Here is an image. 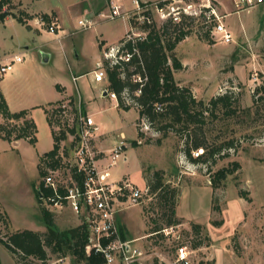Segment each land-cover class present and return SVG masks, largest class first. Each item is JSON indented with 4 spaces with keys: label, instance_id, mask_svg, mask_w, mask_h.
<instances>
[{
    "label": "rangeland",
    "instance_id": "1",
    "mask_svg": "<svg viewBox=\"0 0 264 264\" xmlns=\"http://www.w3.org/2000/svg\"><path fill=\"white\" fill-rule=\"evenodd\" d=\"M77 1L12 0L6 10L18 13L21 10L18 7L25 6V9L32 8L35 11H50L57 5L61 13L65 14L64 8ZM185 2L191 1L185 0ZM110 3L111 1L107 5L109 14ZM206 3L193 0L192 4L198 9L197 15L184 14L193 18L184 21L185 30H189L191 34L178 49L179 57L185 61L186 67L175 74V79L181 86L189 87L204 106H208L212 98L232 93L233 110L236 113L226 115L220 104L214 114H206L205 124L190 125L188 131L182 129L181 124H174L165 131H159L157 126H151L149 130L142 131L144 137L140 139V145L136 149L142 170L141 178L145 183L147 178L151 180L154 177L156 171H162L165 183L180 190L176 205L177 218H180L177 210L182 194L192 193L185 197L183 202L185 213L189 212L201 220H206L213 212L210 228L213 226L212 221H222L223 216L226 225L223 228L213 226L217 228L216 233L209 228L213 239H210L211 235L203 227L196 232L192 228L194 222L185 221L183 218H180V224L169 226L168 208H164L163 202L157 195L151 194L147 183L145 187L135 185V188L142 192L139 204L121 208L122 210L126 208L125 211L133 213L136 218H143L146 224V235H144L146 239H142V249L147 258L145 264H180L176 256V250L180 246L188 247L191 264H264V99H260L264 96V3L245 10L233 5L235 10L222 21L232 33L231 43L222 42L212 33L216 20L213 15L210 18L207 16L211 9L204 7ZM209 4L213 9L217 6L215 0H210ZM121 11L123 14L126 13L122 9ZM127 14L114 19L101 17L102 25L99 31L117 39L125 34L130 19L135 20V25L139 29L142 24L137 20L133 10L128 8ZM81 16L77 15L73 19L72 24L75 28H80L78 20ZM152 18L158 27L166 22L155 10L152 11ZM45 28L48 33V27ZM207 35H209L208 40L205 38ZM28 36H30L29 30L18 22L9 23L7 28L0 23V46L3 51L0 56L24 53L25 57H21L27 63L29 58L25 53L32 52L24 49L25 45L32 43L27 40ZM95 36L96 31L93 29L88 31L78 29V33L72 38L88 40L87 52L89 50L91 52L89 56H92L95 51L92 42ZM44 37L39 42L51 38L48 35ZM39 45L40 43L36 44ZM35 50L39 65L46 66L52 71L54 63L43 62L39 49L35 48ZM89 56L84 60L83 67L90 66L92 59ZM24 61L15 63L14 70L4 75L13 74L16 67ZM258 88H262L263 91L257 96L259 98L257 113L250 115L247 110L253 108L254 92ZM104 100L111 103V100L114 102L115 99H111L109 95ZM107 107L109 109L102 115L95 116L97 124L102 126L98 135L117 136L120 134V128H124L127 134L128 149L126 148L125 153L130 162L126 165L122 158L107 172L111 182H118L122 171L127 166L135 165V150L132 148L131 140L135 137V126L130 122L134 113L125 117V123L116 108L111 104L109 106L107 104ZM169 122L170 119H164L165 125ZM128 123L125 128L124 125ZM12 124L19 125L20 122L13 121ZM137 129H140L138 122ZM70 140L72 138L63 144H70ZM120 140L119 135L118 141ZM231 141L234 142V147L224 149L222 153L216 155L214 157L216 162L193 163L185 153L187 148H191V154L195 157L198 150L215 148ZM200 143H203V147L197 148L196 145ZM0 146L4 148L6 143L0 142ZM108 162L109 160H106L105 164ZM235 162H238L240 167L233 175L228 176L219 188L213 190L211 180L215 173L222 168H233ZM38 177L39 171L30 160L23 164L11 154L10 150L8 152L0 150V212L4 211L5 219L0 218V237L17 230L41 232L46 230L37 191L25 184L27 179L36 180ZM61 177L64 179L68 177L64 170L61 171ZM205 186L211 187L212 191ZM241 192H247L251 201L241 198ZM213 204L218 206L221 212L213 211ZM192 208L193 210L190 211ZM51 212L60 230L76 227L82 223L81 218L69 209ZM138 227L142 230L141 225L134 224V231ZM159 227L164 229L163 233L151 235L153 232L150 230ZM199 242L203 244L195 250L194 244ZM0 261L2 264H17L13 255L1 242ZM72 263L74 264L73 259Z\"/></svg>",
    "mask_w": 264,
    "mask_h": 264
},
{
    "label": "trees",
    "instance_id": "2",
    "mask_svg": "<svg viewBox=\"0 0 264 264\" xmlns=\"http://www.w3.org/2000/svg\"><path fill=\"white\" fill-rule=\"evenodd\" d=\"M12 0L0 1V22H3L9 15L18 20L19 23L26 25L22 15H15L11 12L4 11V7L8 6ZM164 2H159L163 4ZM148 18H152V12L148 11L145 14ZM47 23L50 22L48 15L42 16ZM193 19L183 15L180 23L175 24L172 20L166 21L161 27L155 23L149 24L144 22L139 29L134 19H130V26L135 31L144 35L134 40H126L123 38L119 45H122L121 50L132 54L130 61H120L117 64H112L110 60L104 59L102 62L103 68L106 71V80L108 82L107 91L111 94H116L118 108L124 111L131 109L138 110L140 125L142 120H146L149 126H157V130L165 131L172 125L181 124L182 129L189 130L190 125L205 124L207 115L214 114V111L221 104L226 115L235 114L233 110L234 96L229 93L212 98L208 106H204L202 101H198L193 95L191 89L187 86H181L175 79L174 73L184 70V65L176 55L177 46L184 41L191 32L185 30L184 21ZM131 33V32H129ZM208 36L205 38L208 40ZM134 50H137L136 52ZM134 76H139L143 82H135ZM140 90V94L136 92ZM260 91L262 88L256 89L254 92V106L247 111L250 115L257 113V105ZM264 97V96H263ZM260 99L263 100L264 98ZM60 104V103H59ZM156 104L162 105V111L156 110ZM200 108V109H199ZM50 113L49 110H47ZM0 114L3 122L0 123V138L8 143L27 139L31 145L37 143L36 134L37 126L32 119H28L29 111L23 110L13 113L10 111L7 101L0 89ZM52 116V115H51ZM49 118L52 125L53 120ZM170 119L168 124H164V119ZM13 121L20 124H12ZM74 129H61L59 132L53 131L54 148L43 154L39 160V175L40 181L38 185L37 198L43 211V221L46 226V231L33 230H18L7 234L5 237H0V242L13 255L17 264H40L47 260L50 256H71L74 264H103L104 258L100 254L92 253L87 256L85 248L89 243V228L86 223H81L77 227L60 230L54 219V215L44 206L43 196H49L52 192L44 187L43 178L47 174V169H64V158H68L73 154L75 142L70 141V144H65L63 148L64 156H60L62 142L68 141L69 135L74 133ZM139 139L144 137L141 129H138ZM133 147L139 146L138 141L132 142ZM196 147H203V143L197 144ZM234 147V142H228L224 145L215 148L207 147L203 151V156L195 158L191 154V148H187L185 153L189 161L198 162H216L214 157L224 149ZM213 159V160H212ZM240 167L238 162L233 164V168H222L218 170L211 180L213 190L220 187V184L233 175ZM72 177L81 186L83 176L76 175L75 170H72ZM147 188L153 195H157L159 200L163 202L164 208H168L169 226L178 225L181 219L176 217V205L180 195V190L170 184L165 183L164 173L156 171L154 177L146 179ZM247 192H241L240 197L251 201ZM214 199V198H213ZM213 211L221 212V209L213 204ZM4 214L0 212V218L5 220ZM6 223V222H5ZM215 226H220L221 221H212ZM7 225V223H6ZM192 228L198 232L201 226L192 224ZM155 231H161V228H155ZM202 242L194 244V248L202 246ZM0 264L1 261H0Z\"/></svg>",
    "mask_w": 264,
    "mask_h": 264
},
{
    "label": "crops",
    "instance_id": "3",
    "mask_svg": "<svg viewBox=\"0 0 264 264\" xmlns=\"http://www.w3.org/2000/svg\"><path fill=\"white\" fill-rule=\"evenodd\" d=\"M37 1V0H36ZM111 1V3H116L121 6V9L124 12L128 11V8L132 9V1L133 0H78L73 5L69 4L67 5L64 10L65 14L61 13V10L56 5L51 9L50 11H35L32 10V8L25 9V6H19L18 9H21L18 13L15 11H11L12 14H15L17 16L22 15L24 20L27 22L26 25H23L18 22L16 18L9 15L5 18L3 22H0L5 28H7V25L9 23L18 22L22 26L26 27L29 32L30 36H28L27 40L32 42L31 45H25V50H32L31 54L30 51L26 56L29 58L26 61H24L23 64L18 65L16 67L15 72L11 75H3L0 73V89L7 101V104L9 106V109L11 112L16 113L23 110L29 111L28 119H32L36 126H37V134L36 139L37 143L35 145H31L30 142L27 139H21L19 141L13 142L12 144L8 143L7 141H4L0 138V142L6 143V146L8 148H5L6 146H0V150H4L5 152H8V150L11 151V154H14L16 156V159H19L21 163H25L27 160H30L34 166L37 167L38 171V165L40 157L51 151L54 148V136L53 131H56L54 125L50 124L49 118L52 115V109L54 106H56L59 103L65 102L70 100L72 105L77 109L83 112L84 114L88 115L89 117L93 118L94 123L98 127V131L96 132L94 136V147L97 151L101 152V158L99 159L98 166L100 169H102L106 164L105 161L108 160V154L111 149H113L118 141V136L120 135L121 138H127V134L124 130V128H120V134L115 136L111 135H98V133L101 131L102 126L97 124L95 116L96 115H102L106 110L109 109L107 107V104L112 105V107L116 108L120 115L123 117L124 122L126 123L125 117L127 115H132V119L130 122L135 126V137H133L132 141H138L140 145V139L138 136V129H137V122L139 119V113L136 109H131L129 111H124L118 108V102L117 100H114V102L111 100V103L108 101H105L107 97H109L108 89V82L105 79L103 82H96L94 77V71L100 66L103 62L104 53L110 49L111 47H115L119 44V42L127 36V34L133 29L131 28L130 24L127 27L125 34L121 35L117 39L111 37L109 34L104 33L103 31H99V27H101L102 20H100L101 17L107 18L108 14V8L107 5ZM141 2H161L164 0H139ZM192 1L193 0H189ZM206 3V6H209L210 0H200ZM217 3V6L215 7L216 13L220 16L221 21H224L228 15L231 14L235 10V2L234 0H215ZM110 3V4H111ZM199 4V3H197ZM10 5V4H9ZM262 5V4H260ZM259 5V6H260ZM6 7H4V11L6 10ZM24 9V10H23ZM10 12V11H8ZM81 14V15H79ZM39 15V16H37ZM43 15H48L50 20L56 19L58 23V33L57 35H51L49 32L47 33L45 30V26L40 24V18H42ZM81 16L78 20L79 21L85 18H91L95 22V26L91 29L96 31V36L94 38L93 42V48L95 49L92 56L91 52H87L88 49V40L86 39H80L79 40L73 39L72 37L74 34L76 35L78 33V29H81L83 31H88L89 29L85 30L83 28H75L74 24H72V21L75 17ZM226 25V24H225ZM226 27H228L226 25ZM229 30V29H228ZM44 35L51 36L49 38L50 40L46 41H40V39H44ZM182 41L176 48L177 57H179L178 49L182 45ZM39 46H36V44H39ZM57 43L59 45H57ZM35 48L39 49V53L42 54L43 62H53L54 63V69L51 71L46 66L39 65V62L36 61L37 55ZM98 51V52H97ZM3 52L2 48L0 46V53ZM1 55V54H0ZM15 55L18 56H24V53L22 54H14V55H5L0 56V67L4 64H7L12 60V58L15 57ZM14 56V57H13ZM88 56L90 59H92V62L89 67H83L84 60L88 59ZM182 64L184 65V68L186 67L185 61L183 59H179ZM38 63V64H37ZM14 70V69H13ZM180 72V71H179ZM177 72L174 73V76ZM103 99V100H102ZM112 99V98H111ZM47 110L50 111V113L47 112ZM3 122V118L0 114V123ZM129 122V123H130ZM129 123L124 125H129ZM64 143V142H62ZM62 145V144H61ZM9 146L11 148H9ZM138 147V146H137ZM135 150V165L132 167H128L124 169L121 173V179H129L132 184L138 187H145L146 183L143 178H141L142 170L141 166H139L138 163V154L136 147H133ZM128 149V148H127ZM127 149L125 152H127ZM123 163L128 165L129 158L126 156V153L123 157ZM135 167V168H134ZM134 169V170H133ZM111 177V175H110ZM120 179V180H121ZM40 175L36 180L33 179H27V182L25 181L26 186L29 187L32 186L34 188V191L38 190ZM109 180V179H108ZM119 180V181H120ZM110 181V180H109ZM118 181V182H119ZM111 182V181H110ZM115 183V182H114ZM206 187V186H205ZM208 190L212 191L211 187H206ZM192 194V193H189ZM188 193H183L181 196V203L178 207V215L180 218L185 219V221H193L194 224H198L201 227H203L207 232H209L210 239L212 238L211 230L213 233H216V227L210 228V219L212 212V205H211V215L210 218L206 220H201L199 217H196L195 215H192V213H185L183 202L185 200V197L189 195ZM212 195V194H211ZM137 205V204H136ZM193 207V206H192ZM126 208L122 210L119 209L115 215V222L117 225V228L119 230V234L122 239L131 241L133 244H140L136 245L137 247L143 248V242L142 239H146L144 235L145 233V222L143 218L135 217L133 213H129L125 211ZM193 208L190 210L192 211ZM4 214V211L2 212ZM224 216L223 220L221 221L222 224L220 227H224L226 225V222H224ZM134 224L141 225V229H136L134 231ZM80 225V224H79ZM78 225V226H79ZM77 227V226H76ZM160 228V227H159ZM157 228V229H159ZM211 230H210V229ZM166 229V228H165ZM25 230V229H24ZM152 231L153 234L156 233H163L164 229L161 228V231ZM18 231V230H17ZM46 231V230H45ZM44 232V231H43ZM199 248V247H198ZM197 248H195L196 250ZM188 250V247H187ZM189 254L190 251L188 250ZM176 256L177 250H176ZM190 259V255H189ZM147 261V258L145 257L143 262ZM178 262V257H177ZM191 262V260H190Z\"/></svg>",
    "mask_w": 264,
    "mask_h": 264
},
{
    "label": "built area",
    "instance_id": "4",
    "mask_svg": "<svg viewBox=\"0 0 264 264\" xmlns=\"http://www.w3.org/2000/svg\"><path fill=\"white\" fill-rule=\"evenodd\" d=\"M163 4L159 2L154 5L148 2L133 0V12L137 20L143 24L148 22L154 23L153 18L147 17L145 12L153 10L164 21L172 20L175 24L181 22L184 14L197 15L198 9L191 2L185 0H164ZM264 0H236L235 5L242 10L255 8L263 4ZM153 7V8H152ZM211 9L207 16H214L216 25L212 33L219 37L222 42L231 43L232 33L226 25L221 21L220 16L211 6H204ZM111 12L107 18L114 19L128 15L122 13L121 6L116 3L110 4ZM201 12V11H199ZM40 24L48 27V32L57 35L58 23L55 19L47 23L40 18ZM81 28L87 30L95 26V22L91 18H85L79 21ZM144 34L139 31H131L126 36V40H134L142 37ZM122 45L111 47L104 53V58L110 60L112 64L120 61H130L132 54L121 50ZM135 52L137 50H134ZM23 57L15 56L10 62L0 67L1 74H6L13 70L15 63L23 62ZM96 82H103L106 79V71L101 64L94 71ZM135 82H143L139 76H134ZM140 94V90L136 95ZM112 99L117 100L116 94H109ZM156 110L162 111V105L156 104ZM53 125L57 132L61 129H74L75 132L69 135V138L75 142L73 154L64 158V169H47V174L43 178L44 187L52 192L49 196H43L46 209L51 211L71 210L82 223H86L89 228V243L85 248L87 256L92 253L100 254L104 258L103 264H144L145 252L142 248L135 246L131 241L121 238L119 230L115 222V215L121 207L127 205L139 204L142 198V192L136 189L129 179H121L119 182H110L108 179V170L115 166L120 159L124 157L127 143L125 138L116 144L108 154L109 162L100 169L98 166L101 152L94 147V136L98 131L97 125L93 118L77 110L70 100L57 104L52 109ZM141 131L150 129L146 120H142L140 124ZM62 149L60 156H64ZM203 149L198 150L195 157L203 153ZM76 175H82L81 186L72 177V170ZM65 171L68 175L66 179L61 177V171ZM106 176V178H105ZM178 262L180 264H191L189 252L185 246L177 249ZM71 256H50L40 264H73Z\"/></svg>",
    "mask_w": 264,
    "mask_h": 264
}]
</instances>
